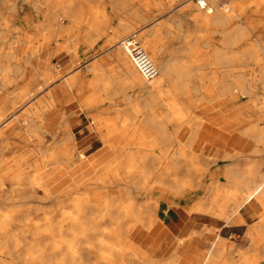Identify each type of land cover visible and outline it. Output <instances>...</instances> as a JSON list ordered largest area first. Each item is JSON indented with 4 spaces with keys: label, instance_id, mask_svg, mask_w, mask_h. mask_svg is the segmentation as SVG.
Here are the masks:
<instances>
[{
    "label": "bare ground",
    "instance_id": "obj_1",
    "mask_svg": "<svg viewBox=\"0 0 264 264\" xmlns=\"http://www.w3.org/2000/svg\"><path fill=\"white\" fill-rule=\"evenodd\" d=\"M83 1L0 0V172H15L12 179L0 178V198L5 196L8 200H14L15 196L21 197L25 192L29 194L28 190H37L36 188H44L50 196L55 195L58 189L56 181L59 178L57 172L61 171L60 168L73 173L70 174L73 176L87 167V156L81 151L78 154L61 152L57 150L56 144L48 145L47 133L52 136L53 141L58 140L55 129L45 124L46 112L55 107V97L51 92L45 105L40 100L21 115L17 114V109L28 99L37 98L42 91L54 84L53 80L43 77L37 61L42 59L43 50L51 45L58 30H62L60 19L63 16L78 17V20L84 22L81 15L84 10ZM140 1L146 7L144 2L147 0ZM169 1L173 4L180 0ZM199 2L205 7L201 8ZM24 3L32 7V12L40 18L39 21L19 18L20 13L25 11ZM188 3L197 9L195 23L206 28L202 31L206 32L202 37L207 46L213 47L211 56L214 62L193 61L182 56L180 48L173 50L167 61L161 62L156 57L155 37L150 40L138 34L137 38L158 71L153 80L147 81L125 49V39L120 41V48L113 55L121 67L126 83L144 88L152 98H156L162 92L166 93L164 85L169 82L174 97L166 102L167 118L158 121V116L147 114L143 120V128L147 131L149 140H142L138 145L149 147V150H131L123 159H118V153L114 165L112 161H108L97 172L95 181L92 179L94 182L91 180L85 185L87 187L84 194L59 201L54 209L64 210L59 222L52 220L53 214H45V223L39 225L33 223L31 214L16 211V208L0 212V235H4L0 237V264H5L1 256L6 254L18 256L26 264H146L129 248L125 238H135L137 242L139 225L145 230H152L159 221L157 212L161 200L165 199L163 195L172 192L175 196L184 197L198 190L207 171L212 170L210 166L216 163L215 160L221 163L212 171V181L206 186L207 192L214 193L217 185H221L223 191L214 193V196H219L222 200L231 202L237 198V193L248 196L241 205L233 206L222 216V225H230L232 218L236 215L243 216V212H252L255 216L256 212L254 213L250 203L261 204L264 208V124H260L261 120L248 123L250 114L242 116V119H234L235 124L242 125L240 132L245 143L254 142L250 155L240 151H225L220 157L214 154L207 156L201 154V151L199 153L197 148L201 143L212 148L215 136L210 138V129L202 126L206 121L195 114V109L205 99L206 91L214 93L217 98L238 94L251 101L264 114V37L262 33L256 34L257 28L247 21L241 24L239 21L242 19L227 7L226 0H190ZM104 13L101 9L95 15L88 30L102 33ZM18 22H22V25L16 26L19 25ZM178 23L182 24V21L178 19ZM128 27L129 25H124V31ZM29 29H32L33 35L29 33ZM246 30L256 34V42L252 41L254 45L247 49L238 50L235 47L247 40ZM122 33H115L109 38L110 43L115 42ZM86 34L84 40L93 45L92 37H89L88 32ZM9 37L11 39L7 41ZM26 42L30 44L29 48H26ZM28 78L29 84L21 86ZM178 94L183 96L182 101ZM58 122L60 125H68V121L61 116ZM165 123H170L174 132L169 131ZM186 125L190 127V131L185 139H181V132ZM72 136V132L68 130L64 139L70 140ZM29 144L34 145V148L29 147L23 154L22 149ZM111 146L116 150L114 144ZM209 148L205 151L209 152ZM7 151L15 156L10 162L5 158ZM30 155L34 157L31 158ZM202 156L214 161L206 166L200 162L203 166L199 163ZM51 166L56 167L49 169ZM26 171L31 173L30 178L23 177ZM115 182L121 188H117L114 194L105 195L102 201L94 196L97 191L93 193L90 190L98 183L112 185ZM8 184L11 192L1 195ZM123 190L125 199L122 198ZM153 194L162 196L147 204L139 203V196ZM68 203L72 207L65 211ZM3 204L4 201L0 200V205ZM11 205L15 207L18 203L14 202L10 207ZM18 207L21 208L19 205ZM8 220L20 224L29 222L30 225L16 232L15 229H8ZM103 221L107 224L104 225ZM10 233L20 234L21 237L10 238L7 236ZM27 234H33L34 238H27ZM246 234L250 239L251 249L255 250L254 254L249 252L251 254L247 253L248 256L244 255L245 251L229 245L221 236L211 241L210 247L204 252L195 246L189 250L187 244H182L184 239L178 237L179 246L170 260L183 264L187 251H191L199 259L197 264H254L253 261L259 258V252L264 253V217L254 226L251 225ZM194 236L195 233L189 239ZM91 256L94 257L93 261L89 259ZM235 256H240L242 260H235Z\"/></svg>",
    "mask_w": 264,
    "mask_h": 264
},
{
    "label": "rangeland",
    "instance_id": "obj_2",
    "mask_svg": "<svg viewBox=\"0 0 264 264\" xmlns=\"http://www.w3.org/2000/svg\"><path fill=\"white\" fill-rule=\"evenodd\" d=\"M188 1L190 0H180L171 4L169 0H147L144 2L146 3V7H144L143 2L140 0H84L82 5L84 10L81 13L84 22L78 20V17L63 16L60 19L62 30L60 31L61 28L58 30L56 36L52 39L51 45L43 50L42 59L37 61V66L40 68L43 77L50 81L53 80L54 84L42 91L37 98L28 99L23 106L17 109V114L21 115L27 108L37 104L40 100L42 105H45L44 103L48 101L47 99L51 92L55 97V107L46 112L47 119L45 124L55 129L58 140L53 141L52 136L47 133L48 145L56 144L57 147L54 146L61 152L71 151L78 154L81 151L87 156L85 159L87 167L72 176L70 174L73 173H67L58 166L61 171L57 172L59 178L56 181L58 189L55 195L50 196L45 192L44 188H36L37 190H28L29 194L25 192L26 195L15 196L14 200H8L5 196H1L0 200L4 201V204L0 205V212H9L16 209V211H21L22 213L27 212L34 218L35 221L33 220V223L36 222L39 225L45 223V214H53L52 220L57 223L60 221V214L64 210L54 211V209L61 200L84 194L87 187L85 185L91 182L92 179L95 181L94 178L97 172L108 161H112L111 163L114 165L118 153V159H123L131 150H149V147L138 145L142 140H149L148 136H146L147 131L143 128V120L147 114L158 116L160 118L158 121L165 120L168 112L166 102L173 99L174 93L171 91L169 82L164 85L166 93L162 92L160 97L156 98H152L144 88L126 83L121 73V67L113 53L120 48V41L133 34H142V36L150 40L155 37L157 46L156 57L161 62L167 61L176 48L182 50V56L193 61L207 62L209 60L214 62L211 56L213 47L207 46L202 37L206 33H202V31H205L206 28L199 27L195 23L194 17L197 9L194 8L193 4H189ZM226 5L236 13L239 7H244L245 18L239 22L242 24L247 19L248 23H253L256 26V34L262 33L261 35L264 37V0H226ZM25 6V11L20 13L19 18L21 20L28 18L30 21H32L31 19L39 21L40 18L34 16L32 7L26 4ZM101 9L105 12V23L102 26V33L97 34L91 29L88 30V25L92 23L95 15ZM178 19L182 21V24L178 23ZM142 20H146V22ZM21 23L16 26H21ZM124 25H129L127 31H124ZM28 31L29 33L33 32L32 29ZM87 32L89 37H92L93 45L84 40ZM118 32L123 33L115 42L110 43L109 38ZM256 34H251L248 31L246 42L235 48L243 50L253 46V42H256ZM10 37L7 41L12 38ZM26 44L28 45L26 46ZM25 46L29 48L30 44L26 42ZM29 80L30 78L23 81L21 86L28 85ZM204 95L205 99L197 106L195 114L206 121L202 126L210 129V138L215 136L212 142H214L215 147H218L215 152L216 157H220L225 151L232 153L240 151L242 154L250 155L254 142L247 141L245 143V138L240 132L242 125L235 124L232 119H242V116L250 114L253 119L251 120L250 118L248 123L261 120L260 124L262 125L264 124V121H262L264 114L251 101L238 94L217 98L214 93L206 91ZM178 97L181 101L183 100L181 94H178ZM60 116L68 121L67 126L58 124ZM166 126L169 131L174 132L170 123H167ZM68 130L72 132L73 136L70 140H65ZM189 131L190 127L184 126L180 138L185 139ZM61 140L64 141L61 142ZM111 144L115 145L116 150L113 149ZM126 145H129V147H126ZM29 147L34 148V145L25 146L22 149V153L25 154ZM197 150L207 156L211 155L213 151L211 150V153L205 152L202 144ZM11 153L10 151L5 153V158L9 162L15 157ZM30 156H32L31 158L34 157L33 155ZM212 160V158L207 159V157L202 156L199 159V163L203 162L206 166L214 161ZM215 161L217 164L214 163L210 166L212 170L207 171L198 190L186 194L184 197L175 196L172 192L163 195L165 199L161 200L157 212L159 221L156 222L152 230H145L142 225L138 226L137 232L139 236L136 244L148 251L161 247L157 252V257L164 259L161 264H179L170 260L172 253L179 246L178 237L184 239L182 244H187L189 250L192 249V246H195L202 252L206 251L210 247V242H201L200 238L203 232H209L217 238L221 236L229 245L232 244L237 249L240 248L243 252L245 251L244 255L254 254L255 250L251 249L250 239L246 233L251 225L254 226L258 220L264 217V208L261 204L253 202V211L254 213L256 212L255 216L252 212H243L245 220L231 223L230 225H222L224 223L222 221V212H227L229 209L231 204L229 201L222 209V212H217L219 219H222L217 221L214 218L216 210L214 205L218 204L219 201L217 202V200L220 197L214 196V193L216 194L223 190L221 185H217L214 193H208L206 187L212 181L214 167L221 163L219 160ZM203 163L200 164L203 165ZM53 167L56 166H51L49 169H53ZM88 169L89 171H86ZM103 172H100V174ZM14 175L15 172L12 171L0 172L1 179H12ZM23 177L26 179L30 178L31 173L26 171L23 173ZM116 184L117 182L112 185L98 183L93 185L94 189L90 190L93 193L97 191L98 193H94V196L99 201H102L105 195H108V193L114 194L121 188ZM9 192H11V188L8 184V187L3 189L1 195H7ZM124 193L125 190L122 192L123 199H125ZM161 196L160 194L139 196V203L147 204L149 201L151 202ZM236 196L238 201H244L248 197L241 193L235 194V198ZM14 202H17L21 208L18 205L15 207L11 205L10 207V204ZM12 207L14 208L12 209ZM71 207L69 203L66 204L65 211H68ZM174 208H181L188 213L189 218H191V229L201 230H193L186 235L184 233L182 235L173 234L167 224V218L169 211ZM195 211L203 215L196 214L194 213ZM7 222L9 223L8 229H15L16 232L24 230L30 225L29 222L21 224L12 222V220ZM103 224L106 225L107 222L103 221ZM193 233L196 236L189 239ZM32 235L27 234V238H34ZM7 236L10 238L21 237L17 233H10ZM0 237H4V235L1 234ZM132 249H135V245L132 246ZM259 253V258L253 261L255 262L254 264H264V260H262L264 259V253ZM1 257L5 264H26L24 259L16 255L10 256L6 254ZM236 258L239 262L242 260L240 256H235V260ZM89 259L93 261L94 257L91 256ZM198 261L199 259L191 251H187L183 264H197Z\"/></svg>",
    "mask_w": 264,
    "mask_h": 264
},
{
    "label": "crops",
    "instance_id": "obj_3",
    "mask_svg": "<svg viewBox=\"0 0 264 264\" xmlns=\"http://www.w3.org/2000/svg\"><path fill=\"white\" fill-rule=\"evenodd\" d=\"M234 7V6H233ZM237 9V8H236ZM244 12H245V8L244 7H239L237 9V14L239 15V17L241 19L245 18L244 16ZM241 13V14H240ZM247 21V19H246ZM248 22V21H247ZM250 23V22H249ZM253 25V23H250ZM254 27H256L255 25H253ZM233 122L235 121L234 119H232ZM202 144V143H201ZM203 145V150L205 151L206 148H209V146L205 147L204 144ZM215 148V149H214ZM215 155V152L218 150V147H215V144L213 145V147L209 148V152ZM206 152V151H205ZM219 197V196H218ZM219 201V202H218ZM218 204L214 205L215 206V213H214V218L217 221H220L221 219H219L217 212H222V209H224L225 205L229 202V201H225L222 200V198H220L219 200H217ZM243 201H238V198L234 199L233 201H231V204L229 206L230 210L233 206H239L242 204ZM250 206L254 209L253 203H250ZM227 210V212H228ZM227 212H222V215L224 216ZM194 213L196 214H201L202 213L195 211ZM241 220H245L244 217L242 215H236L232 218V220L230 221L231 223H237L240 222ZM190 221L191 218H189L188 213L183 210V209H179V208H174L171 211H169V215L167 218V224L170 228V230L173 232V234H179L182 235L183 233L186 235L187 233L189 234V232L195 230V231H200L201 229H191L190 226ZM183 235V236H185ZM217 237H214L211 233L209 232H203L201 235V242H211L213 240H215ZM125 240H127L128 246L131 250H133V252L146 264H152L153 262H159L161 264V262H163L164 259H159L157 257V252L159 249H161V247H157L155 250L153 251H148L143 247L138 246V244H136L137 242L134 240H130L128 239V237L125 238ZM129 240V241H128ZM135 245V249H132V246Z\"/></svg>",
    "mask_w": 264,
    "mask_h": 264
},
{
    "label": "built area",
    "instance_id": "obj_4",
    "mask_svg": "<svg viewBox=\"0 0 264 264\" xmlns=\"http://www.w3.org/2000/svg\"><path fill=\"white\" fill-rule=\"evenodd\" d=\"M199 5L201 8L205 7L202 2H199ZM123 44L141 75L147 81L153 80L157 76L158 71L137 36H129L123 41Z\"/></svg>",
    "mask_w": 264,
    "mask_h": 264
}]
</instances>
